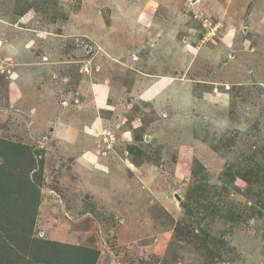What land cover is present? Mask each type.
<instances>
[{
	"label": "rangeland",
	"instance_id": "rangeland-1",
	"mask_svg": "<svg viewBox=\"0 0 264 264\" xmlns=\"http://www.w3.org/2000/svg\"><path fill=\"white\" fill-rule=\"evenodd\" d=\"M250 20L264 0H0V242L32 218L58 262L264 264Z\"/></svg>",
	"mask_w": 264,
	"mask_h": 264
},
{
	"label": "trees",
	"instance_id": "trees-1",
	"mask_svg": "<svg viewBox=\"0 0 264 264\" xmlns=\"http://www.w3.org/2000/svg\"><path fill=\"white\" fill-rule=\"evenodd\" d=\"M33 163V161H32ZM30 164L29 166H32ZM1 167V166H0ZM10 221L4 227L6 233L5 239L9 241L5 243V240L0 242V264H16L17 262L25 264H95L98 256V252L89 250L87 248H75L74 258L66 261H56V256L59 253V248L64 249L67 245L59 242H49L47 240H34L30 238V231L33 225L34 219L29 220V226L22 225L19 221L9 218ZM30 229V230H29ZM18 231L17 233H14ZM12 244V247L8 243ZM27 249L29 261L25 262V259L19 257V253L16 249ZM20 263V264H21ZM23 263V264H24Z\"/></svg>",
	"mask_w": 264,
	"mask_h": 264
},
{
	"label": "crops",
	"instance_id": "crops-1",
	"mask_svg": "<svg viewBox=\"0 0 264 264\" xmlns=\"http://www.w3.org/2000/svg\"><path fill=\"white\" fill-rule=\"evenodd\" d=\"M251 21V20H250ZM251 24V27L255 28L256 30H259V31H263V26H264V23H263V20L261 22H250ZM239 31V30H238ZM237 31V32H238ZM101 92H103V94H107L108 93V90H101ZM208 97L210 99H214L215 97L212 96V98L208 95Z\"/></svg>",
	"mask_w": 264,
	"mask_h": 264
}]
</instances>
